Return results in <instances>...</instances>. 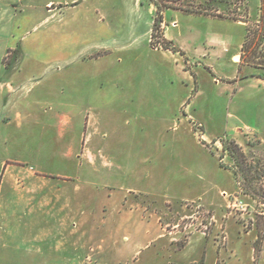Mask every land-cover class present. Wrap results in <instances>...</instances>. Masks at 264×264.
<instances>
[{
	"label": "rangeland",
	"instance_id": "1",
	"mask_svg": "<svg viewBox=\"0 0 264 264\" xmlns=\"http://www.w3.org/2000/svg\"><path fill=\"white\" fill-rule=\"evenodd\" d=\"M51 4L21 32L20 116L0 119V264H123L122 245L169 264L190 236L208 264H264L260 0L172 2L234 17L165 9L175 50L150 44V0Z\"/></svg>",
	"mask_w": 264,
	"mask_h": 264
},
{
	"label": "crops",
	"instance_id": "2",
	"mask_svg": "<svg viewBox=\"0 0 264 264\" xmlns=\"http://www.w3.org/2000/svg\"><path fill=\"white\" fill-rule=\"evenodd\" d=\"M51 3H53L52 0H46L45 2L42 0L36 2H31V0H0V119H5L11 114L20 116L16 106L19 99H21L20 89L22 88L26 66L23 62L18 63V58L20 54L23 58L29 54L25 38L21 32L24 31L25 33L27 26L35 22L33 20L38 17L40 9ZM48 9L54 8L49 6ZM163 37L166 38L164 31ZM235 55L239 57L240 54ZM66 116L62 115L64 119H67ZM178 231L184 232L179 229L176 232ZM151 244H145L140 249L150 248ZM139 251L137 250L135 253ZM218 251L215 245L213 247V245L209 246L207 243L206 245L198 243L190 236L187 241L180 244V247H177L175 259L170 261L169 264H197L196 262L200 259H203L202 264H208L211 263L212 257ZM154 253L151 251V254L146 258H138L136 255L123 258L122 245L119 247L116 261L123 264H156ZM215 264H217V261Z\"/></svg>",
	"mask_w": 264,
	"mask_h": 264
},
{
	"label": "trees",
	"instance_id": "3",
	"mask_svg": "<svg viewBox=\"0 0 264 264\" xmlns=\"http://www.w3.org/2000/svg\"><path fill=\"white\" fill-rule=\"evenodd\" d=\"M181 2L183 0H150V3L153 5L154 9H155V16L153 18V22H152V27H151V32H150V44L154 47H158L160 45L161 48L163 49H171V50H175V47L172 45V42L167 40L165 37H163V32L160 31V33L158 34L157 31L159 30L161 23L163 22V16L162 13L165 9L167 8H173V9H180L184 12L187 13H196V14H206V15H212V16H217V17H222V18H234V17H225L220 13H214L213 11L208 10V6L207 7H194L192 5H188V6H177V5H171L172 2ZM78 3V0H69L58 3L57 5H53V3L50 5L53 6V8H62L64 6H73L75 4ZM259 18H260V23H261V31H260V36L262 39H264V0H260V14H259ZM239 20V19H237ZM250 40V39H249ZM248 40V43H250V41ZM246 46H247V41L246 43L242 46V53L240 54V58L238 57V59L241 60V56L244 53V51H246ZM227 151L230 154V157L234 159V162L237 165L234 166V168H232V171L234 173V176L236 177L237 181L239 182V180L241 179L242 182H244V175H242V178H240V170L238 169V166L241 168V166L243 165V155L237 152V148L235 145H231L229 144V146H227ZM239 170V171H238ZM240 180V181H241ZM261 235H257L254 243H253V249L254 250H258L259 249V245L261 242Z\"/></svg>",
	"mask_w": 264,
	"mask_h": 264
}]
</instances>
